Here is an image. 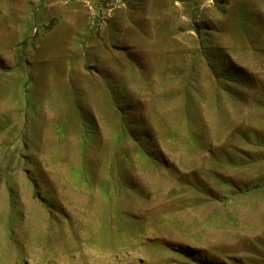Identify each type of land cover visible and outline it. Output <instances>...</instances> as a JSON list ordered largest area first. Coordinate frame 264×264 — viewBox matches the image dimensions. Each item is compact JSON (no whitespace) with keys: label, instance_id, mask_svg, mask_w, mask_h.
<instances>
[{"label":"rangeland","instance_id":"obj_1","mask_svg":"<svg viewBox=\"0 0 264 264\" xmlns=\"http://www.w3.org/2000/svg\"><path fill=\"white\" fill-rule=\"evenodd\" d=\"M86 9L0 57V264H264V0Z\"/></svg>","mask_w":264,"mask_h":264},{"label":"crops","instance_id":"obj_2","mask_svg":"<svg viewBox=\"0 0 264 264\" xmlns=\"http://www.w3.org/2000/svg\"><path fill=\"white\" fill-rule=\"evenodd\" d=\"M90 1L0 0V57L16 61L17 48L25 40L28 42L27 51L33 58L31 60L35 62L40 61L43 54L50 56L58 51L59 41L71 45V40L76 39L79 32L86 34L85 28L90 24L86 8ZM52 23L54 25L46 34L32 39L33 28L37 25L47 28Z\"/></svg>","mask_w":264,"mask_h":264},{"label":"trees","instance_id":"obj_3","mask_svg":"<svg viewBox=\"0 0 264 264\" xmlns=\"http://www.w3.org/2000/svg\"><path fill=\"white\" fill-rule=\"evenodd\" d=\"M22 44L24 45L25 43H22ZM22 44H21V45H22ZM0 68H2V65H1V64H0Z\"/></svg>","mask_w":264,"mask_h":264}]
</instances>
